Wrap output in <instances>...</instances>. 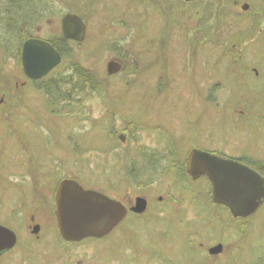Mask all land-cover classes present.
I'll list each match as a JSON object with an SVG mask.
<instances>
[{
  "label": "rangeland",
  "instance_id": "rangeland-1",
  "mask_svg": "<svg viewBox=\"0 0 264 264\" xmlns=\"http://www.w3.org/2000/svg\"><path fill=\"white\" fill-rule=\"evenodd\" d=\"M5 1L0 0V6ZM107 1L110 0H94L91 4L90 14L86 13L89 26L84 40L70 44L74 59L70 61L69 58H62L49 73L42 76L46 79L64 78L73 70L70 63L77 61V65L89 69L100 80L105 79L104 89L110 95L104 100L91 95L88 90L83 93L80 90L74 93V97L71 94L72 99L51 103L47 98L44 99L46 93L38 87L39 82L33 83L31 87H22L19 34L8 31L5 25L0 24V175L6 180L0 186V202L4 197L0 209L3 208L4 215L10 218L8 222L15 225L16 220L12 218L14 212L18 211L15 205L25 198L36 197L32 179L35 175L41 186L52 179V174L55 179L61 174H69L78 176L87 186L108 190L112 196H126L127 192L131 196L146 193L154 201L152 210L148 208L140 216L128 215L123 224L104 240L86 242L98 246L101 253L84 264H168L177 250L181 257L192 250V244L199 240L197 232L212 230L206 237H220L221 229L236 222L226 213L225 216L221 215L220 210L213 207L205 194L208 189L205 180H194L192 183V180L181 176L177 177L172 187L176 169H172L171 164L183 160L191 147L234 152L243 146L245 123L240 122L245 117L246 120L253 119L250 115H240L239 109L250 108L247 104L253 92L245 86L238 88L240 96L234 98L239 100L235 103L241 107L237 108L233 117H228L229 108L204 105L197 100L196 86L188 85L185 44L181 31L173 24V14L167 17L171 21L170 25L168 22L163 28L160 14L152 7H148V20L142 16H132L134 48L138 56L136 73L133 75V72H128H131L128 77L133 78V81L124 80L121 75H107L105 67L108 58L118 54V42L127 40L124 31H114L110 24L105 23L108 17L120 13L108 12L110 9L107 4L111 2ZM83 5L82 0H35L30 5L35 10L27 8L28 13L38 11L45 16L30 25L32 34L42 39H57L63 13L73 11L83 16L80 12ZM17 47L18 58L14 55ZM224 57L222 62H230L231 54ZM197 58L194 53L191 54L189 64L192 70L201 69L200 58ZM250 58L245 53V58L238 61L248 62ZM15 83L20 86L17 88ZM66 84H62L63 88ZM258 97L261 98L259 106L264 107V93L261 91ZM106 109H113L114 113L109 114ZM121 118L141 122L137 130V125L132 124L130 127L134 134L129 142H132L131 147L127 149L129 156L134 150L137 153L145 149L152 150L156 143L161 144V149L165 145V149L169 147L177 154L167 153L168 168L147 189L137 188L138 179L128 181L135 185L132 187L117 177L118 169L124 174L129 167L125 163L128 156L121 151L128 146L114 136L115 130L124 129L118 127ZM12 121L16 129L12 128ZM252 124L264 129L261 119L254 120ZM109 130H112L110 134ZM135 156L136 171H143L147 164H144L141 156ZM101 164L105 171L100 174ZM31 166L37 168L32 170ZM114 176L115 188L106 189V184ZM171 189L176 195L173 197L177 199L168 195ZM158 195L161 198L156 201ZM262 211L264 206L254 218H261ZM29 212L26 210L25 214ZM99 245H104V248L101 249ZM150 249L154 250L153 257Z\"/></svg>",
  "mask_w": 264,
  "mask_h": 264
},
{
  "label": "flooded vegetation",
  "instance_id": "flooded-vegetation-1",
  "mask_svg": "<svg viewBox=\"0 0 264 264\" xmlns=\"http://www.w3.org/2000/svg\"><path fill=\"white\" fill-rule=\"evenodd\" d=\"M82 2H84V5L80 12L83 16L73 11L64 13H73L81 18L83 24H85L86 34L89 26L86 13L90 14L89 11L94 0H82ZM109 2L111 3L107 4V8L110 9L108 12L120 13L108 17L105 23L110 24L114 31H124L127 40L123 43L118 42L116 47L118 54L108 58L105 67L107 75H121V77L125 78L124 80L133 81V78L128 77V75L131 72H133V75L136 73L137 67L135 64L138 56L134 48L133 30L135 28L132 16H142V18L145 17L148 20V7H152L153 10L160 14V24L163 28L168 22L170 25L171 21H168L167 17L170 14L174 16H172L173 24L181 31L182 41L185 44L184 55L186 57L185 65L188 68L186 71L188 85L196 86L197 100L204 105L211 104L214 107L229 108L232 112L229 111L228 117H233L237 108L241 107L235 103L239 102V100L234 98L240 96L237 92L238 88L245 86L248 91L251 90L253 92L250 102L247 104L250 108L239 109L240 115H250L253 119V121H250L246 120L245 117L240 122L242 124L245 123L243 126L244 135H242L243 146L234 152H218L213 148L204 149L196 146L189 148V150H204L221 159L235 161L258 174L262 183H264V129L252 124L254 120L258 119L264 122V107H260L258 102L261 99L258 97L261 91L264 93V0H110L106 3ZM72 8L77 9L75 7ZM140 9H142L141 12ZM143 25L144 23H142ZM31 37L36 36L33 35ZM69 41L73 42L74 40ZM192 53L200 58L202 66L199 70L191 69L189 59ZM245 53L249 57L251 56L250 60L248 61V58V62L238 61L245 58ZM230 54V62H222L225 58L224 56ZM109 62L113 64L108 65ZM130 64H132V70L129 69ZM118 67H120L119 70H116ZM206 67H208L207 70H205ZM129 71L131 72L128 73ZM22 76L23 79L20 80L22 87H31L33 83H36L34 81L39 80L29 79L28 77L25 79L26 75L24 72ZM97 78H99L98 75ZM100 81L102 82L100 86H94L88 91L91 95L104 100L110 94L104 89L105 79L103 78ZM20 84L15 83V86L18 88ZM198 84H202V86H197ZM194 89L195 87L192 89L193 92ZM44 99H46V96H44ZM113 111V109H106L109 114L114 113ZM118 123L120 124L118 127H123L124 129L122 131L115 130L114 136H116L118 141L123 142L124 145L126 143L128 146L121 149V151H124V154L128 156L125 163L129 167L128 172L124 174L120 173V169H118L117 177L126 182L138 179L139 185L137 188L147 189V187H151L154 184V179H157V176L162 175L163 171L168 168L166 165L167 153L170 155L177 154L169 147L165 149V145L161 149V144L156 143L154 150L145 149L138 153L134 150L132 156H129L127 152L131 147L130 144H132V142H129L134 134L131 132L130 127L133 126L132 124L137 125V130L138 124L141 122L134 119L126 120L121 118ZM13 125L14 122L12 121V128L16 129ZM245 128H247L246 131ZM111 132L112 130H109V134ZM128 138L130 140L127 141ZM189 150L183 160L177 159V164H171L172 169H176V178L171 186L173 187L176 184L178 175L182 176L180 174L182 170L178 168L183 165L184 175L182 178L187 177L189 181L192 180V183L194 180H205L208 186L205 194L209 197L213 207L218 208L217 210H220L221 215L225 216L226 213L229 218L236 220V222L230 223L229 226L226 225L225 228L221 229L222 236L220 237H206V234L212 233V230H209V232L204 229V232H197L199 240L192 244V250L186 252L183 257L177 250V254L174 252L175 255L171 256V261L169 260L168 264H264V211L260 212L261 218H254L259 209L264 206V198L260 200L253 211L250 210L245 215L234 216L229 207L213 201L210 182L206 175L195 179L187 175L185 161ZM135 155L141 156L144 159V164H147L143 171H136L135 164L137 161L134 158L136 157ZM28 163L30 164L31 162ZM100 167L99 173H104L105 170L102 168V164ZM35 168L37 166H31L32 170ZM54 172L55 170H53ZM101 177H103V174ZM141 178H144V180ZM32 179L36 197L25 198L15 205L18 210L12 216L16 220L15 225L8 222L10 218L4 215L3 208L0 209V264H84L88 260H94L101 253L98 250V246L95 245L94 247L91 246L92 244H86V242L93 239L104 240L119 225L123 224L128 215H143L148 208L152 210L154 205V201L149 199L146 193L131 196L127 192L126 196H112L104 188H96L93 185L87 186L76 175L61 174L55 179L52 174V179L46 181L49 184L45 183L42 186L38 182L36 175L32 176ZM68 179L76 181L84 189L99 191L111 199L119 201L125 208V216L104 236L93 235L83 237L80 240H69L62 237L57 226V215H55V197L56 189L61 180ZM114 180L115 176L106 184V189L115 188L116 183L113 182ZM5 181L0 175V186ZM128 184L135 187L133 183L128 182ZM169 194L171 198L177 199L172 189L168 192ZM174 195L175 197H173ZM138 198L144 201L142 212L132 210L133 207H136ZM160 198L161 195H158L155 199L158 201ZM0 203L1 205L4 203V197H2ZM26 210L30 211L27 215L25 214ZM106 216H103V220H106ZM11 239H14V241L9 245ZM99 246L101 249L104 248V245ZM153 253L154 250L150 249L151 257L154 256ZM103 257L104 259L106 258L104 255ZM100 264H105V262H100Z\"/></svg>",
  "mask_w": 264,
  "mask_h": 264
},
{
  "label": "water",
  "instance_id": "water-1",
  "mask_svg": "<svg viewBox=\"0 0 264 264\" xmlns=\"http://www.w3.org/2000/svg\"><path fill=\"white\" fill-rule=\"evenodd\" d=\"M60 25V36L64 39L84 40L85 24L76 14L64 13ZM19 49L21 69L29 79L42 78L61 61L58 50L42 38L29 37ZM185 164L187 175L193 179L207 176L213 201L229 207L234 216L253 211L264 198V183L259 175L235 161L221 159L204 150L190 149ZM55 204L59 233L69 240L104 236L125 216V208L119 201L99 191L84 189L70 179L59 183ZM143 207L144 201L138 198L132 210L142 212ZM104 215H107L106 220H103ZM13 241L11 239L9 245Z\"/></svg>",
  "mask_w": 264,
  "mask_h": 264
},
{
  "label": "trees",
  "instance_id": "trees-1",
  "mask_svg": "<svg viewBox=\"0 0 264 264\" xmlns=\"http://www.w3.org/2000/svg\"><path fill=\"white\" fill-rule=\"evenodd\" d=\"M34 1L35 0H6L4 5L0 6V24L5 25L8 31L18 32L20 38L18 47L20 46L22 41L33 36L32 27L30 25H33V23L38 21L41 17L45 16L38 11L28 13V9L35 10L34 7H30L31 3H33ZM57 37L58 38L55 40L52 38L45 40H47L54 46V48L58 50L61 59L69 58L70 61H72L75 54L73 53V48L71 46L73 44H78V42H71L67 39H64L60 35H58ZM18 47L16 49L17 51L14 53L17 58L19 54ZM77 64V61L74 62V64L70 63L71 69L73 70L70 72V74L64 75V78L59 76L49 79L42 78V80L34 81L36 83L39 82L38 87L40 86V88L44 90V92L46 93L45 96L48 101H50L51 103H57L63 99L65 100L66 98H68L67 100H69L72 99L71 94L72 97H74V93H78L80 92V90H82L83 93L84 90H89L94 86L96 87L102 84V82L97 78L96 74L90 72L89 69H83L80 65ZM64 82H67V84L69 85L67 88V84L63 88L62 84H64ZM175 164L176 163H173V165ZM182 167L183 165L178 169L182 170L180 174L183 176L184 173ZM178 177L180 178L181 176L178 175Z\"/></svg>",
  "mask_w": 264,
  "mask_h": 264
}]
</instances>
